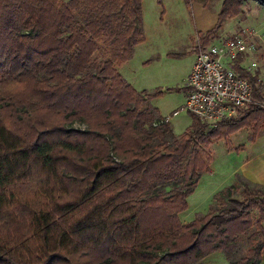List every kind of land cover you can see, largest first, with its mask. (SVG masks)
<instances>
[{"label": "trees", "instance_id": "trees-1", "mask_svg": "<svg viewBox=\"0 0 264 264\" xmlns=\"http://www.w3.org/2000/svg\"><path fill=\"white\" fill-rule=\"evenodd\" d=\"M241 2L221 1L197 48ZM142 40L141 0H0V264H198L214 251L259 264V184L237 175L216 208L178 217L208 145L243 128L253 142L264 127L257 77L240 71L253 102L234 116L190 114L173 134L148 104L160 90L137 91L116 69Z\"/></svg>", "mask_w": 264, "mask_h": 264}, {"label": "rangeland", "instance_id": "rangeland-1", "mask_svg": "<svg viewBox=\"0 0 264 264\" xmlns=\"http://www.w3.org/2000/svg\"><path fill=\"white\" fill-rule=\"evenodd\" d=\"M221 1L209 0L201 6L197 0H141L143 40L133 47L129 59L116 68L135 90L146 93L160 90L148 104L160 116L170 115L168 123L173 134L182 133L191 122L182 105L183 87L193 60L192 46L196 36L202 35V29L214 25ZM240 10L239 15L223 21L208 44L217 43L240 28H251L257 37L256 52L251 57L256 66L249 73L255 74L264 92V8L253 0H242ZM248 62L249 59L245 64ZM74 127L82 125L75 123ZM249 134V129L243 128L208 145V171L199 175L194 189L187 195L186 209L178 214L181 221L190 222L216 208L214 195L234 183L237 175L241 176L240 164L246 154L243 146H248L253 154L264 147V127L253 143L248 139ZM250 167L253 171L259 169L253 163ZM261 225L264 228V220ZM236 244L239 251L246 247L243 239ZM198 264H227V259L221 251H214Z\"/></svg>", "mask_w": 264, "mask_h": 264}, {"label": "built area", "instance_id": "built-area-1", "mask_svg": "<svg viewBox=\"0 0 264 264\" xmlns=\"http://www.w3.org/2000/svg\"><path fill=\"white\" fill-rule=\"evenodd\" d=\"M256 38L251 28H240L217 43L197 48L185 79L182 109L212 125L252 103V86L240 71L250 72L256 66L251 59L256 52Z\"/></svg>", "mask_w": 264, "mask_h": 264}, {"label": "crops", "instance_id": "crops-1", "mask_svg": "<svg viewBox=\"0 0 264 264\" xmlns=\"http://www.w3.org/2000/svg\"><path fill=\"white\" fill-rule=\"evenodd\" d=\"M202 6V4H201ZM202 8V7H201ZM218 11V10H217ZM217 13V12H216ZM215 19H216V16H215ZM211 28V27H210ZM209 28V29H210ZM204 31L208 30V29H202ZM202 31V32H204ZM197 36H196V42L193 43V46H192V51H193V58H194V53L197 49ZM193 62V60H192ZM192 64V63H191ZM191 67V66H190ZM190 70V69H189ZM189 73V72H188ZM185 85V83H184ZM184 91V89H183ZM166 116H169V119H170V115H166ZM165 117V116H163ZM168 119V120H169ZM231 135V134H230ZM259 136V135H258ZM258 136H256V138H258ZM262 137V135L260 136ZM255 138V140H256ZM254 140V141H255ZM253 141V142H254ZM252 142V143H253ZM243 149L245 150L246 154H245V159L244 161L240 164V175L245 178L246 180L250 181V182H253V183H258V184H261V185H264V147L258 151L257 153L253 154L252 152H250V149L248 148V146H243ZM254 164L255 167H259L258 171H253L250 167L251 164ZM235 173V172H233ZM259 264H264V253L263 255L261 256V260L259 262Z\"/></svg>", "mask_w": 264, "mask_h": 264}, {"label": "water", "instance_id": "water-1", "mask_svg": "<svg viewBox=\"0 0 264 264\" xmlns=\"http://www.w3.org/2000/svg\"><path fill=\"white\" fill-rule=\"evenodd\" d=\"M253 1L264 8V0H253Z\"/></svg>", "mask_w": 264, "mask_h": 264}]
</instances>
